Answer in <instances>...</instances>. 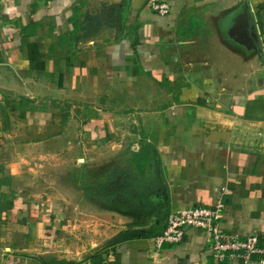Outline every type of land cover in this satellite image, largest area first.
Listing matches in <instances>:
<instances>
[{
	"label": "crops",
	"instance_id": "0c3cea01",
	"mask_svg": "<svg viewBox=\"0 0 264 264\" xmlns=\"http://www.w3.org/2000/svg\"><path fill=\"white\" fill-rule=\"evenodd\" d=\"M163 1L164 16L149 0H0V262L63 263L47 246L91 216L105 240L134 233L96 264H243L196 229L152 242L170 213L221 198L220 227L257 237L264 264V0ZM127 129L161 173L135 209L61 183V158H105Z\"/></svg>",
	"mask_w": 264,
	"mask_h": 264
},
{
	"label": "rangeland",
	"instance_id": "374dc122",
	"mask_svg": "<svg viewBox=\"0 0 264 264\" xmlns=\"http://www.w3.org/2000/svg\"><path fill=\"white\" fill-rule=\"evenodd\" d=\"M127 133L130 134H126L130 139L124 141L123 147L115 148L105 158H95V155L61 158V183L76 188L81 192L80 196L91 198L92 204L96 206L109 200L121 208L133 209L138 198H147L154 193L161 173L154 154L150 153L146 144L133 141L130 129H127ZM133 195H137L136 198ZM93 219L91 216L87 220L83 219L73 232L69 230L68 221L62 224L53 237L55 248L52 249L50 244L46 250H53L51 255L58 254L67 259L63 258V263L53 264H95L93 260L96 258L104 259L106 249L119 243V240L125 241L134 235L129 232L120 237L110 236L105 240L106 235L110 234L105 228L106 222L100 218ZM109 227L114 229L113 226ZM70 255L72 258H68Z\"/></svg>",
	"mask_w": 264,
	"mask_h": 264
},
{
	"label": "built area",
	"instance_id": "2783aa9c",
	"mask_svg": "<svg viewBox=\"0 0 264 264\" xmlns=\"http://www.w3.org/2000/svg\"><path fill=\"white\" fill-rule=\"evenodd\" d=\"M148 8L160 16L169 12V7L163 0H149ZM224 206L223 199L217 198L210 208L190 207L170 213L164 230L152 239L155 248L179 244L186 229H196L205 234L211 255L217 262L239 259L243 264H251V258L261 254L257 237L242 239L225 232L220 227Z\"/></svg>",
	"mask_w": 264,
	"mask_h": 264
},
{
	"label": "trees",
	"instance_id": "16d2710c",
	"mask_svg": "<svg viewBox=\"0 0 264 264\" xmlns=\"http://www.w3.org/2000/svg\"><path fill=\"white\" fill-rule=\"evenodd\" d=\"M98 260H99V259H98V258H96L95 260H93V263H95V264H96V263L98 262Z\"/></svg>",
	"mask_w": 264,
	"mask_h": 264
}]
</instances>
